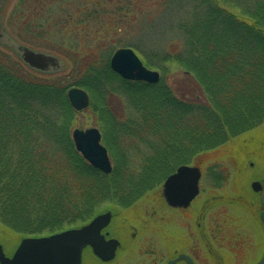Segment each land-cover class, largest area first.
<instances>
[{
  "label": "trees",
  "instance_id": "16d2710c",
  "mask_svg": "<svg viewBox=\"0 0 264 264\" xmlns=\"http://www.w3.org/2000/svg\"><path fill=\"white\" fill-rule=\"evenodd\" d=\"M176 2L179 9L168 10L169 15L177 13L168 33L183 38L180 45L165 43L161 36L166 34L158 27L151 40L104 39L97 53L92 45L85 50L90 55L82 56L85 46L61 25L63 21L55 27L36 22L35 36L46 43L31 44L65 57L73 67L65 75H36L0 43L6 49H0L3 228L41 237L81 227L114 205L127 208L150 191H160L180 165L193 164L201 153L264 123V0H251L252 7L243 0L166 4ZM28 25L27 33L34 34ZM123 47L139 51L151 69L165 73L172 63L184 70L204 99L180 98L164 80L149 84L123 79L110 66L114 52ZM72 87L91 96L89 108L98 115L104 142L115 159L111 174L92 166L76 149L72 133L80 112L68 98ZM116 97L124 98L134 118L121 121L111 104ZM125 140L134 142L129 151H152L144 158L149 168L127 163Z\"/></svg>",
  "mask_w": 264,
  "mask_h": 264
},
{
  "label": "rangeland",
  "instance_id": "374dc122",
  "mask_svg": "<svg viewBox=\"0 0 264 264\" xmlns=\"http://www.w3.org/2000/svg\"><path fill=\"white\" fill-rule=\"evenodd\" d=\"M21 1L3 2L1 25L18 43L55 54L65 63L63 71H35L41 77L65 75L73 67L65 57L38 47L46 40L36 38V25L55 27L63 21L61 25L72 31L80 45L85 46L82 47V56L90 55L91 52L85 50H90L92 45L96 52L98 44L104 39L133 42L139 36H146V41L151 40L158 27L166 34L161 36L165 43L180 45L183 42L179 35L168 33L177 20V13L169 15L168 10L179 9L178 2L168 5L167 0H27L26 4H21ZM243 1L252 7L253 1ZM52 7L55 8L53 12L47 11ZM28 24L35 29L34 34L27 33ZM132 49L142 60L143 55ZM12 54L17 57L14 52ZM168 66L170 71L165 73L152 69L160 73L159 82L164 80L180 98L204 99L203 91L191 75L172 63ZM124 101L121 97L111 101L115 111L122 116L121 121H126L130 115V118L136 116L133 109L127 112ZM76 120L74 129L96 127L101 130L98 115L92 108L81 111ZM101 133L102 144L109 152L114 169L115 159L104 142L102 130ZM133 143L129 140L123 142V149L129 154L125 160L132 164L136 161L138 168L142 165L149 168V162L144 158L149 157L152 151L130 152ZM188 165L199 166L203 173L201 194L188 209L170 208L162 189L150 191L130 207L114 205L111 208L113 220L107 230L121 242V247L115 260L109 264H156L155 254L163 260L161 264H167L169 259L181 253L190 255L196 264H258L263 259L262 193H256L252 186L256 181L264 184V123L248 133L230 138L218 149L201 153L193 164ZM0 225V247L7 254H12L23 239L33 238ZM177 264L186 263L181 261Z\"/></svg>",
  "mask_w": 264,
  "mask_h": 264
},
{
  "label": "water",
  "instance_id": "95a60500",
  "mask_svg": "<svg viewBox=\"0 0 264 264\" xmlns=\"http://www.w3.org/2000/svg\"><path fill=\"white\" fill-rule=\"evenodd\" d=\"M1 22V21H0ZM0 43L13 49L20 59L31 69L41 72L63 71L65 63L55 54L35 50L18 43L12 38L4 26L0 24ZM111 68L121 77L129 81L147 83L159 82L158 71L146 67L137 53L131 48H120L113 54ZM68 98L76 111H84L90 106L88 92L79 87H72ZM76 149L95 168L105 174L113 170L107 148L102 144V133L99 128L86 130L76 128L72 133ZM202 170L197 166L181 165L163 184V195L170 207L187 209L200 195ZM256 193L264 190V184L254 182ZM264 221V194L261 199ZM112 212L107 211L96 216L89 224L72 228L50 236L25 238L16 249L14 256L9 258L0 247L1 264H82L83 251L92 247L94 253L104 261L116 257L120 242L106 239L102 231L112 220ZM185 260L187 264H195L192 257L181 254L168 264H176ZM258 264H264V257Z\"/></svg>",
  "mask_w": 264,
  "mask_h": 264
},
{
  "label": "flooded vegetation",
  "instance_id": "af4514ba",
  "mask_svg": "<svg viewBox=\"0 0 264 264\" xmlns=\"http://www.w3.org/2000/svg\"><path fill=\"white\" fill-rule=\"evenodd\" d=\"M5 0H0V12H1V6H2V4H3V2H4ZM262 194H264V191L263 192H261ZM169 206V205H168ZM192 206V205H191ZM170 207V206H169ZM170 208H173V207H170ZM173 209H180V210H186V209H183V208H173ZM188 209V208H187ZM112 222V221H111ZM111 224V223H110ZM110 226V225H109ZM108 226V227H109ZM108 227L106 228V229H104L103 231H102V234L106 237V239H111V238H113L112 236H111V234L109 233V231L107 230L108 229ZM120 242V241H119ZM121 247V243H120V245H119V247H118V250H117V255L119 254V248ZM168 247H169V245H168ZM2 249H3V251H4V248L2 247ZM17 249V248H16ZM16 249H15V251H16ZM15 251L12 253V254H7L6 252H4L5 253V255L7 256V257H9V258H12L13 256H14V253H15ZM158 254H155V263L156 264H161L162 263V259L158 256ZM178 256H180V254H178L177 256H174L173 258H171V259H169L168 260V262H167V264L171 261V260H173V259H175V258H177ZM115 259H113V260H111V261H104V260H102L100 257H98L95 253H94V251H93V249H92V247H90V246H88V247H86L85 249H84V251H83V257H82V264H109V263H112L113 261H114ZM194 260V259H193ZM154 261V260H153ZM181 262V261H180ZM185 263H186V261H184ZM194 262H195V260H194ZM1 264V263H0ZM195 264H196V262H195Z\"/></svg>",
  "mask_w": 264,
  "mask_h": 264
}]
</instances>
